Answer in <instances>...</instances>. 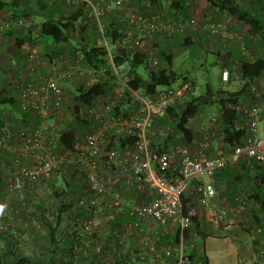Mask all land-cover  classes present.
I'll return each instance as SVG.
<instances>
[{
  "label": "built area",
  "instance_id": "1",
  "mask_svg": "<svg viewBox=\"0 0 264 264\" xmlns=\"http://www.w3.org/2000/svg\"><path fill=\"white\" fill-rule=\"evenodd\" d=\"M83 2L86 12L77 25L79 30L84 27L86 32L97 35V41H89V47L107 49L110 77L106 68L95 70L83 64L81 43H72L63 52H44L31 42L17 46L16 60L8 63L10 72L0 74V87L7 89V96L16 97L22 112L31 114L26 122L11 107L0 108V187L6 192L2 202L7 218L4 223L31 231L27 239L17 241V252L30 257L39 254L48 264H115L117 259L127 257L134 258L133 264H160L158 259L166 264H198L200 259L191 258L187 252V232L198 214V205L188 202L184 211L183 195L189 181L194 180L199 204L206 207L218 194L217 172L229 161L246 156L264 165V135L259 133V121H264L262 100L243 106L249 131L230 155L210 154L208 124L200 126L204 137L196 155L179 143L159 150L164 139L152 131L155 117L198 91L190 81L162 87L155 94L133 88L125 64L114 60V45L106 35L107 15L116 14L125 23L118 24L116 45L129 52L145 51L151 67L158 64L153 45L165 44L187 28L210 37L220 36L225 44L230 41L239 45L244 55L255 59L257 55L246 42L247 30H232L230 18L226 17L196 13L189 20L169 17L157 5L149 4L150 8L142 12L136 0H64L68 10ZM261 6L264 8V0ZM87 23H91L90 28L85 27ZM33 26L35 22L27 16L5 18L0 46L4 30H28ZM75 33L79 38V32ZM6 49L5 44L4 58L8 57ZM229 77L230 70L224 69L222 79ZM105 78L111 80L108 91L91 104L81 103V119L89 129L77 128L73 146L67 147L60 141L59 132L66 123L75 121L74 90ZM215 121L212 117L210 123ZM68 170L71 175L64 176ZM57 176L67 177L70 182L60 185L59 189L68 193L59 197L54 196L49 183ZM26 205L32 213L22 218L20 214L28 211ZM246 205L247 199L242 197L237 210L243 211ZM59 209L62 221L57 224L58 236L64 247L67 243L69 252L63 257L57 253L53 260L47 251L54 248L42 252L32 232L40 231L42 243L50 244L44 238L48 235L44 228L48 223H57ZM5 228L0 226L3 231ZM173 228L178 240L158 246L161 235L173 232ZM252 238L259 239L261 245L251 264H264V242L256 231Z\"/></svg>",
  "mask_w": 264,
  "mask_h": 264
},
{
  "label": "trees",
  "instance_id": "2",
  "mask_svg": "<svg viewBox=\"0 0 264 264\" xmlns=\"http://www.w3.org/2000/svg\"><path fill=\"white\" fill-rule=\"evenodd\" d=\"M13 1L15 2L16 0ZM136 1L138 9L142 12H145L148 8H150L149 4L157 5L161 7V9H163L169 17L189 20L192 17V15L189 14L190 7L195 0ZM261 1L262 0H207L209 10L212 9V12L230 14L248 28L247 31L249 34L246 36V42L253 51V54L257 56L255 59H251L243 53L236 54V52L234 53L232 50V55L235 56L234 59H237V62L235 65L231 66V64L228 63V56L230 53L227 55L224 53L225 50H229L227 47L223 48V45L220 46L215 44V47L210 49L208 47L211 45L210 42H207L206 40V43H201V47L207 50L205 52L214 51L218 53L220 59L224 58V62L227 63L226 66L230 68V77L225 82L232 83L234 81H239L240 85L234 90L224 87L214 89L209 85L205 92H198L196 95L185 97L180 102L170 106L163 115L156 116L152 131L155 134H159L164 139L163 144L158 147L159 150L171 149L178 143L187 147L192 145L195 133L191 125V120L198 115L203 106L206 105H217L218 107V114L215 116L216 121L214 123H208L209 130L211 132L210 149L212 148V142L217 140L220 149V153L218 154L230 155L235 146L243 143L248 134L249 128L244 123L242 108L245 105H250V101L252 103L255 99H260L258 93L261 95L263 92L261 88L264 87V8L261 6ZM56 2H58V6L55 5L57 4ZM46 6H48L49 12L48 14L44 13V15H42V23L38 24L33 20L35 22V26L28 30L20 27H13L11 29L4 30V33L6 35L10 33L15 34L16 31V34H20V30H23L22 32L25 37L22 34H20L22 37H20L19 34L16 35L19 47H21L23 44L28 42L27 38H29L31 33L36 29V31L39 32V37H44L47 40L51 38L55 43V47L52 45L44 49V52H50V50L56 52L66 51L72 45V41L74 40L76 41V44H83V47L81 48L84 56L83 64L88 68L95 70L106 68L107 75L110 77L112 71L109 68L110 65L108 62L107 49L100 46L89 47V41L96 42L97 35H95L94 32H86L84 27L79 30V25H77L78 22L80 23L81 20L84 19L83 16L84 11L86 12V4L83 2L76 9L68 10L65 7L64 0H45L40 2L38 11L41 12ZM0 8H4V3H0ZM34 14L36 15L34 11L29 12L18 10L8 17L17 18L18 16L23 15L33 19ZM208 15V13H204V17H208ZM119 22L125 26L124 21H122L116 14L107 15L106 35L110 42L114 45V60L117 64H125L126 72L131 74L130 85L133 88L146 90L150 94L157 93L162 87L172 86L178 79V74L173 69L175 45L190 46L196 42L198 35L208 39L214 38L219 41L223 40L220 36L210 37L196 32L192 28H187L183 34H178L177 36L167 40L165 44L157 42L153 45V56L157 59L158 64L155 67H151L145 51L129 52L127 49H121L116 45V39L119 35ZM85 27L90 28L91 23H87ZM75 30L79 32V38L76 37L77 34L75 33ZM192 31L196 33L194 34V39L189 37V34ZM31 44L32 46L36 45L35 42H31ZM229 45H232L234 48L240 47L234 43ZM187 81L190 80L188 77H185L184 82ZM190 82L195 86L194 81ZM110 86V78H105L98 81H92L86 85H80L76 88V90H74L75 121L66 123V127L59 132V139L64 145L67 147L73 146L74 135L77 128L89 129V124L81 119L83 117L81 115V103L91 104L98 95L108 91ZM6 93L7 89L0 87V107H11L19 114L20 118H23V120H26L27 122L31 114L22 112L18 108L16 97L13 95L7 96ZM11 104L14 106H11ZM117 112H120V110L117 109ZM235 161H237V166H248L251 170L248 169L247 171L249 172L246 170L238 172L236 176L231 178L227 187L231 190L232 188L238 187L240 184L247 187L249 186L245 193L247 205L241 212H245V217L254 220L256 226L255 230L259 233L260 238L262 239V237L264 238V165L261 162L246 156H241ZM233 167L234 164L232 161H229L226 167L217 172V178L220 173L229 172L233 174ZM70 175L71 170L66 171L64 174V176ZM64 176L62 178L57 176L58 179H51L49 181L55 197L62 196L66 192L68 193V191H61L59 189L60 185H63L64 183L70 184L67 177ZM5 195V190L0 187V226L3 225L6 227L4 231L0 229V264H48V262H45L44 258L40 257L39 254L35 257H30L17 252V241L20 238L27 239L26 234L31 231L25 232L20 229L19 225L9 226L4 223L7 220L2 202L3 196ZM187 196L188 193L186 191L182 199L184 211L187 210V203L190 200ZM250 202H252V205L249 204ZM27 203L29 204V200H27ZM36 206L41 209V205L39 203H37ZM24 208L28 211L30 210L29 205H26ZM28 211L21 213L20 216L22 218H27L28 215L32 213V211ZM17 214L18 213L14 212L16 218ZM61 214L62 209H59L57 223H48L46 224V228H44V230H47L48 233V235L44 236V238L48 239L50 244L42 243L40 231L35 230L32 232L33 240L42 252H45V250H52L54 248L52 251H47L53 260L56 259L57 253L59 257H63L69 252V246L67 243L65 242L64 247L63 239L58 236L57 224L62 221ZM194 220L195 218L193 219V223ZM111 223L113 226H116L113 221H111ZM15 230H17V233H14ZM188 233L189 232H187V234ZM170 235V233L161 235L159 239L161 240V238L168 237ZM169 238L170 239L166 240L164 244L168 242H176L178 240L177 231L175 232L174 237L170 236ZM258 240L259 239L255 240L256 243H260ZM159 245H161L160 241H158V246ZM189 254L191 258L198 257L194 253L190 252ZM43 256H46V254L43 253ZM133 263V257L123 259L119 258L115 262V264Z\"/></svg>",
  "mask_w": 264,
  "mask_h": 264
},
{
  "label": "crops",
  "instance_id": "3",
  "mask_svg": "<svg viewBox=\"0 0 264 264\" xmlns=\"http://www.w3.org/2000/svg\"><path fill=\"white\" fill-rule=\"evenodd\" d=\"M16 1L14 2L13 0H0V3H4V8H0V31H3V20L8 16H11L14 12L18 10H24L29 12L34 11L36 15L34 14L33 20L36 21L38 24L43 22L42 15H44V13L48 14L49 12L48 6H46L45 9H42L41 12L38 11L40 2L45 0H19L17 2ZM56 3L57 4L55 5L58 6V2ZM211 10H209L207 0H195L191 4L189 14L192 15L196 13L198 15H204V13H208L209 15H211L212 13H214V17L220 16L230 18L231 29L234 31H244L248 29L244 26L242 22L238 21L237 18L231 16L230 14L223 12H212ZM22 31L23 30H20V34L25 37ZM18 34H16V31L15 34H3L4 38L2 41V45L5 47L4 44H6V52L8 53V57L5 56L4 58L3 48L0 47V60L3 61L4 65L9 62L11 63V59L16 60L17 53H15V48H17V46L19 47V43L16 38V35ZM194 34L196 33L192 31L189 34V37H192V39H194ZM27 40L28 42L26 43L35 42L36 45L44 47L43 49H46L47 47L53 45L46 38L39 37V32L36 31V29L31 33ZM205 40H207L208 42H210L211 45H213L208 46L210 49H212V47H215V44L220 46L223 45V48L227 47L229 50H225L224 53L226 55L230 53L228 56V63H230L231 66L236 64L237 59H234L235 56H233L231 52L233 50L235 53V48L232 47V45H229L230 41H226L225 44L223 40L219 41L214 38L208 39L205 37ZM240 48L241 47H236V52L239 54L242 53ZM218 60L222 62L220 56L218 57ZM226 65L227 63L224 62L222 71L224 69L230 70V68ZM261 89L263 91L261 95L264 96V87H262ZM262 103L264 107V97ZM249 104H251V101ZM213 116H216L214 112H210L208 116H206L205 112H200L197 117L195 116V119L193 118L194 120H191V125L195 133V138L192 145L188 147L192 155H196L198 153L200 142L204 137L200 126L202 124H208ZM217 153H220L219 144L217 140H214V142H212L210 154ZM232 163L234 164L233 174L229 172L218 174V178L216 179L218 194L206 207H202L199 204L197 183L194 180L189 181L187 197L190 199L189 203H195L198 205V214L195 217L194 223L192 224V227L189 231L187 251L189 253H194L199 257L200 261L198 262V264H251L257 247L261 245L260 243H256V241H254L252 238V233L256 231L254 220L245 217V212L242 213L237 210V205L241 198L246 196L245 193L249 186L247 187L243 184H240L238 185V187H236L237 189L232 188L231 190H229L227 187V184L229 183L231 178L236 176V174H238V172L240 171H247L249 167L237 166L238 164L235 160H232ZM249 204L252 205V202H250ZM212 216L215 217L213 218ZM175 232V228H173V232L170 233V236L174 237ZM170 236L163 237L161 238V240L159 239L161 245H163L166 240L170 239ZM262 240L264 242L263 237ZM132 245L136 246V243H132ZM158 262H160V264L167 263L163 259H158Z\"/></svg>",
  "mask_w": 264,
  "mask_h": 264
},
{
  "label": "rangeland",
  "instance_id": "4",
  "mask_svg": "<svg viewBox=\"0 0 264 264\" xmlns=\"http://www.w3.org/2000/svg\"><path fill=\"white\" fill-rule=\"evenodd\" d=\"M211 16L214 17L213 14H211ZM247 34H249L248 31ZM197 37L198 38L196 42L190 46H174L173 69L177 72L178 79L173 83V86L184 83V78L188 77L190 81L195 82V86L198 92H205L209 85L214 89L222 87L232 90L236 89L237 86L240 85L239 81L227 83L222 80L224 58H222L221 62L218 60L219 56L217 52H205L207 50L202 48L200 45L201 43H206L205 38L200 35H198ZM49 42H51L53 44V47H55V43L51 38L49 39ZM72 43L76 44V41L73 40ZM35 46L41 51L44 50V47H40L38 45ZM0 47L5 49L3 45ZM234 50L235 52L237 51L236 47ZM3 72L8 73L10 72V70L8 69V63L4 65L3 61L0 60V74H3ZM258 96L263 101L264 96H261L260 93H258ZM11 106L14 105L11 104ZM201 112H205L206 116H208L210 112H214V114L217 115L218 107L217 105H206L203 106ZM197 116L198 115H196V117ZM259 133L264 135V121L262 119L259 121Z\"/></svg>",
  "mask_w": 264,
  "mask_h": 264
}]
</instances>
